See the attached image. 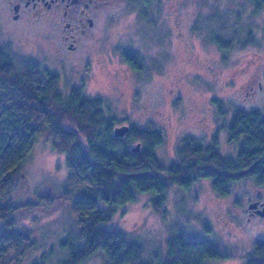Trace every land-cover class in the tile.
<instances>
[{
  "label": "rangeland",
  "instance_id": "1",
  "mask_svg": "<svg viewBox=\"0 0 264 264\" xmlns=\"http://www.w3.org/2000/svg\"><path fill=\"white\" fill-rule=\"evenodd\" d=\"M127 1L134 6L133 0ZM127 1L117 7L118 23L95 36L93 50L82 52L90 58L89 66L85 65L87 59L75 63L76 57L65 54V78L60 77L59 90L68 92L73 86L85 85L88 95L106 99L116 125L133 122L142 128L162 129L164 141L157 154L165 164L178 159L177 150L186 136L210 142L221 123L215 97L230 107L264 113V31L260 30L264 9L252 18L244 14L248 21L244 23L238 13L247 6L246 0H158L150 6L152 18L138 23L134 16L122 12ZM251 23L256 24L253 29L258 31L260 45H236L223 51L214 40L217 34L237 36ZM5 27L0 21L1 44L7 39ZM48 36L45 30L35 31L32 39L20 46V53L7 45L17 60L36 62L41 80L46 78L44 67L60 73L55 63L44 59L55 50L47 44ZM37 43L44 46L31 51L30 46ZM117 45L141 53L146 64L143 71L123 63L114 51ZM24 64L18 73L28 68ZM32 112V124L38 128L34 146L18 172L0 182V238L8 232L23 238L19 247L0 254V264H58L69 255L62 240L79 235L85 222L76 200L90 185L72 174L67 153L56 149L54 142L59 140L45 122L46 112L39 106ZM232 113L230 110L229 116ZM219 137L222 152L236 157L238 148L229 141L226 127L221 128ZM154 195L139 194L136 201L119 206L111 219L99 221L96 228L128 232L144 245L147 255L163 249L181 232L208 240L223 253L208 264H248L256 242L264 239V216L256 211L264 207L260 201H264V184L257 185L249 177L238 181L229 196L217 194L207 178L190 189L175 185L161 213L153 207ZM253 202H258V207L250 208ZM82 264H105V260L98 253Z\"/></svg>",
  "mask_w": 264,
  "mask_h": 264
},
{
  "label": "trees",
  "instance_id": "2",
  "mask_svg": "<svg viewBox=\"0 0 264 264\" xmlns=\"http://www.w3.org/2000/svg\"><path fill=\"white\" fill-rule=\"evenodd\" d=\"M244 4L247 6L238 13L241 22L245 21L244 14L252 18L264 9V0H246ZM254 26L247 24L245 31L230 38L217 34L214 40L223 51L236 45H260ZM260 30L264 31V26ZM130 65L138 68L135 63ZM43 74L46 78L41 80L29 68L18 76L10 54L0 49V182L17 173L27 159L38 129L32 124V111L35 106L41 107L47 114L45 122L58 137L56 149L67 153L72 174L90 185L76 200L84 213L81 233L62 240L69 255L58 264H82L98 253L105 264H208L219 259L223 253L211 241L189 238L182 232L170 238L160 251L147 255L144 245L128 232L96 228V224L111 219L119 206L136 201L141 193H154L153 207L161 213L173 186L190 189L202 178L209 179L220 196H229L245 177L263 185L264 113L255 108L230 107L215 97L213 103L221 123L210 142L186 136L177 150L178 159L165 164L157 154L164 141L162 129L142 128L131 122L125 136L115 137L116 117L104 97L88 95L83 86L61 91L57 72L44 68ZM223 127L228 130L229 141L237 145L236 157L221 150L219 134ZM133 142L142 143L138 152L132 151ZM22 238L21 234H2L0 254L19 247ZM47 255L44 258L48 261ZM249 259L248 264H264V239L256 242Z\"/></svg>",
  "mask_w": 264,
  "mask_h": 264
},
{
  "label": "flooded vegetation",
  "instance_id": "3",
  "mask_svg": "<svg viewBox=\"0 0 264 264\" xmlns=\"http://www.w3.org/2000/svg\"><path fill=\"white\" fill-rule=\"evenodd\" d=\"M123 1L127 0H0V21L6 23L3 33L7 36L6 43L1 44L0 42V49L10 54L14 64V73L18 76L21 73H18L17 69L24 63H27L24 66L28 67L25 71L32 68L36 72V62L17 60L12 56L13 53L7 50V45L11 46L14 52L20 53V46L31 40L35 31L45 30L49 33L47 44L55 50L52 51L53 55L43 58L46 63H55L60 70L58 74L65 78L63 67L66 66V55L76 57L75 63L84 62L87 59L85 65L89 66L91 60L86 58L82 52L93 50L91 41L95 36L107 33L110 27L118 23L117 7ZM157 1L133 0L134 6L127 1V6L122 12L125 11V14L129 13L134 16L138 23L149 21L152 18L150 6ZM133 8L136 10L135 13ZM130 9L132 10L129 11ZM40 45L44 46L38 43L37 45L32 44L31 51H39ZM114 51L119 54L123 63L129 65L130 62L135 63L138 66L136 69L143 71L146 64L141 53L127 50L120 45H117ZM86 80L87 85L88 79ZM80 86L85 89V85ZM80 86H73V88ZM120 125L122 124L116 126ZM260 201L261 204L264 203L263 200ZM249 212L256 215L251 209Z\"/></svg>",
  "mask_w": 264,
  "mask_h": 264
},
{
  "label": "water",
  "instance_id": "4",
  "mask_svg": "<svg viewBox=\"0 0 264 264\" xmlns=\"http://www.w3.org/2000/svg\"><path fill=\"white\" fill-rule=\"evenodd\" d=\"M130 129V125L129 124H122L120 126H116L115 127V137H123L127 134V132ZM141 142H137L136 145L132 148V151L134 152H138L141 149ZM258 202H253L249 204L250 208H256L258 207ZM260 215L264 216V207L262 209H258L256 210Z\"/></svg>",
  "mask_w": 264,
  "mask_h": 264
}]
</instances>
